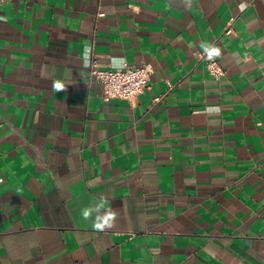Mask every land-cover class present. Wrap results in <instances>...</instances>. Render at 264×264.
Instances as JSON below:
<instances>
[{"label": "crops", "instance_id": "0c3cea01", "mask_svg": "<svg viewBox=\"0 0 264 264\" xmlns=\"http://www.w3.org/2000/svg\"><path fill=\"white\" fill-rule=\"evenodd\" d=\"M93 56L149 88L105 101ZM0 264H264V0L0 5Z\"/></svg>", "mask_w": 264, "mask_h": 264}, {"label": "built area", "instance_id": "2783aa9c", "mask_svg": "<svg viewBox=\"0 0 264 264\" xmlns=\"http://www.w3.org/2000/svg\"><path fill=\"white\" fill-rule=\"evenodd\" d=\"M8 0H0V5ZM226 34L232 33L229 24ZM201 59L205 61L206 71L215 81H220L225 76V70L217 57L212 60L207 58V53L202 52ZM89 81H95L103 88V99H122L133 102L140 94L149 88L152 69L148 65L131 66L123 64L116 69H102L97 58L93 56L88 67Z\"/></svg>", "mask_w": 264, "mask_h": 264}, {"label": "clouds", "instance_id": "9594fccd", "mask_svg": "<svg viewBox=\"0 0 264 264\" xmlns=\"http://www.w3.org/2000/svg\"><path fill=\"white\" fill-rule=\"evenodd\" d=\"M202 47L209 60L220 55V49L214 45L204 43ZM53 88L56 91H64L65 85L60 81H55ZM80 214L83 220H92V228L96 231H104L113 227L117 218L116 211L112 209L109 201L104 197H99L97 203L82 208Z\"/></svg>", "mask_w": 264, "mask_h": 264}]
</instances>
